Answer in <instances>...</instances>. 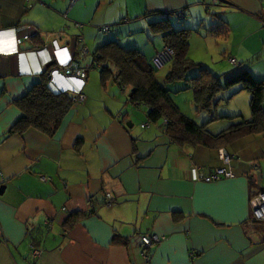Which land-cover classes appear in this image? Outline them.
Instances as JSON below:
<instances>
[{"label":"crops","instance_id":"obj_1","mask_svg":"<svg viewBox=\"0 0 264 264\" xmlns=\"http://www.w3.org/2000/svg\"><path fill=\"white\" fill-rule=\"evenodd\" d=\"M212 1L79 0L70 7L68 0H0V264H264V227L254 224L250 209V199L264 191V133L222 147L235 155L227 167L234 175L205 182L222 167L218 149L174 144L147 117L146 125H134L129 103L117 101L113 90H91L98 87L92 77L100 68L98 46L117 40L151 63L162 39L145 50L132 38L143 31L158 38L149 25L178 11L199 32L190 40L199 36L207 45L196 61L222 84L246 71L264 80V0H219L207 11ZM213 14L227 23L224 35L206 33L218 22ZM196 44L189 45L190 59ZM69 58L85 72L83 102L53 136L14 131L22 117L15 102L43 79L54 94L80 85L56 67L45 73L47 64ZM240 86L223 90L226 104L215 108L237 117L208 123L211 133L250 119V94ZM144 235L163 238L148 249L149 259L142 255ZM32 245L42 250L36 261Z\"/></svg>","mask_w":264,"mask_h":264},{"label":"trees","instance_id":"obj_2","mask_svg":"<svg viewBox=\"0 0 264 264\" xmlns=\"http://www.w3.org/2000/svg\"><path fill=\"white\" fill-rule=\"evenodd\" d=\"M212 7L213 4L208 5L207 11H211ZM219 15L213 14L218 18V22L205 29L207 34L221 36L227 31V23ZM172 16L180 22L185 17L184 15L182 19H178L177 12L171 15L162 14L161 21L149 25V28L160 36L164 47L172 50L167 83L161 84L157 81L155 77L157 69L142 52L138 49L124 48L117 40L105 42L96 48L94 66H100L101 82L105 84L107 80L112 79L121 90L128 89L127 102L136 108L144 107L148 124L157 125L161 134L174 144L190 143L220 150L238 138L264 133V80L257 82L246 71L227 84H222L217 75L202 63L192 61L188 56L191 35L198 31L186 26L181 28L173 26L169 23ZM55 67V64L49 66L45 73L51 75ZM46 81L47 79H43L15 102L22 112V117L14 125V131L24 133L33 129L53 136L69 112L79 104L76 102L77 97L70 92L59 94L51 92ZM177 82H182V86L174 91L167 88V84ZM234 84H241L239 90H246L250 94V119L247 122L242 120L237 123L232 122L221 132L213 134L206 127L208 123L217 119L230 120L237 117V115L225 117L214 114L217 104L225 100L219 97L220 91ZM185 91L193 93V103L198 108V112L208 114V116L205 114L201 122L182 114L173 102V95ZM104 203H106L105 199ZM254 224L264 227V223L257 220Z\"/></svg>","mask_w":264,"mask_h":264},{"label":"built area","instance_id":"obj_3","mask_svg":"<svg viewBox=\"0 0 264 264\" xmlns=\"http://www.w3.org/2000/svg\"><path fill=\"white\" fill-rule=\"evenodd\" d=\"M70 7L74 5V3L78 2L79 0H68ZM213 6L218 5V0L212 1ZM185 13L184 11H178L177 12V18L182 19L184 17ZM18 31H21V29H18ZM102 31H107V28H103ZM23 39L27 40L28 37L26 35L23 36ZM66 49H59V51H64ZM58 51V50H57ZM172 55V50L168 47H164V49L157 53L151 60V64L154 68L158 69L163 67L165 63L169 61ZM56 63V61H55ZM230 63L233 65H236L235 59H230ZM56 71L60 72V76L63 78H66L68 80L75 79L80 83L79 86H74V88L70 91V93L74 94L77 97L76 102L81 103L84 100V96L82 95V88L84 85V79H85V72L80 68L79 64L73 59L69 58L68 61L65 64H59L56 65ZM55 70V69H54ZM54 72V71H53ZM62 73V74H61ZM54 74V73H53ZM68 92V91H65ZM264 102V100H263ZM219 160L222 163V167L217 168L211 175L206 176L203 178V181L205 182H213L218 180L219 178H229L234 175V173L227 169V167L231 164L232 160L235 158V155L229 154L225 149H220L218 151ZM192 178L193 180H200V175L198 173L197 169L192 170ZM109 199H106L105 202L110 205L108 202ZM110 201V200H109ZM250 209H251V217L254 220L257 221H264V191L258 192L255 196H253L250 199ZM163 240L162 237H158L156 235L153 236H142L141 237V243H142V255L145 259H149L151 256L148 249L153 244L159 243ZM42 254V250L38 247L32 245L31 251H30V257L33 261H36Z\"/></svg>","mask_w":264,"mask_h":264},{"label":"rangeland","instance_id":"obj_4","mask_svg":"<svg viewBox=\"0 0 264 264\" xmlns=\"http://www.w3.org/2000/svg\"><path fill=\"white\" fill-rule=\"evenodd\" d=\"M210 17H212V15ZM169 21H170V24H172L173 26L178 27V28H181V27L185 26L184 22L178 21L175 16H172ZM214 22H216V21H214ZM142 33L143 34H141V35L133 37L132 40L136 41L138 44H140L139 46H142L143 48H145V46H146L147 50H150V49L153 50L154 44H155V42H157L156 40L157 39L161 40L160 36L158 38L157 37L156 38L152 37L153 35L149 34L148 31H143ZM141 36H142V39H144V43H141V42L138 41ZM195 39L200 44H196L194 46L193 49H194V51L196 53L195 54V58L196 59H191V60L198 63L200 61H196V60L200 59V55L201 54L206 53L207 49L204 46H207V45L202 40H199V36H197V38L194 36L190 40L189 43L190 44L191 43H195L196 42ZM200 46L203 49L200 50ZM146 48H145V50H146ZM212 49H213V45L209 44V50H212ZM170 67H171V62L165 63L163 65V67L158 68L156 70L155 77H156L157 81H159V83H161V84L162 83H167L166 77H167V74H168V72L170 70ZM92 72H93L92 73V77L96 78V83L98 85L96 90L92 88L91 89L92 91L99 92V93H106V91L113 90V92L117 96V101H120L123 105H125V103H127V97H128V94H129V90L128 89H125V91L121 92L118 89V87L114 86V84L112 82V79L107 80L106 83H105V86H102L101 82H100V74H99L98 69H94V70H92ZM181 86H182V82L167 84V88L169 90H171V91H174L175 89H177V88H179ZM108 93L112 94V92H108ZM221 94H223V91H220V93H219V97L223 98L221 96ZM176 95L177 96H175V95L172 96L173 102L175 103L177 108L180 110V112L182 114H184L185 116H187L188 118L198 121V120H203V117H205V114L208 116V114L206 112H201V111L198 112V108L193 103V94L191 92L185 91V92H182L180 95H178V94H176ZM111 97H112V95H111ZM221 102H223V101H221ZM223 103H225V102H223ZM247 105H248V103H247ZM125 108L129 112V114L133 117V119L135 120L134 121V125H136L138 127L146 125V123H147L146 116H145V112L146 111H144V109H142V108H134L130 104L125 105ZM214 114H216V111L214 112ZM197 118H200V119H197ZM209 118H210V116H209ZM140 119H143V121H140Z\"/></svg>","mask_w":264,"mask_h":264},{"label":"water","instance_id":"obj_5","mask_svg":"<svg viewBox=\"0 0 264 264\" xmlns=\"http://www.w3.org/2000/svg\"><path fill=\"white\" fill-rule=\"evenodd\" d=\"M50 65H51V64L46 65V68H48ZM127 127H128V126H127ZM4 188H5L4 186H2V187L0 188V194H2Z\"/></svg>","mask_w":264,"mask_h":264},{"label":"clouds","instance_id":"obj_6","mask_svg":"<svg viewBox=\"0 0 264 264\" xmlns=\"http://www.w3.org/2000/svg\"><path fill=\"white\" fill-rule=\"evenodd\" d=\"M53 60H54V57H53ZM55 61H56V59H55ZM55 65H58V64H57V61H56ZM52 72H53V71H52Z\"/></svg>","mask_w":264,"mask_h":264},{"label":"bare ground","instance_id":"obj_7","mask_svg":"<svg viewBox=\"0 0 264 264\" xmlns=\"http://www.w3.org/2000/svg\"><path fill=\"white\" fill-rule=\"evenodd\" d=\"M53 57H54V56H53ZM49 64L53 65L54 63H49ZM47 65H48V64H47ZM51 65H50V66H51Z\"/></svg>","mask_w":264,"mask_h":264}]
</instances>
